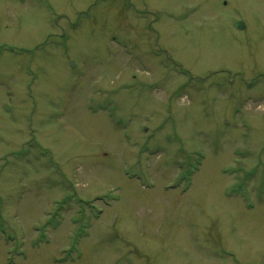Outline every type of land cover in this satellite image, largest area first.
<instances>
[{
    "label": "rangeland",
    "instance_id": "1",
    "mask_svg": "<svg viewBox=\"0 0 264 264\" xmlns=\"http://www.w3.org/2000/svg\"><path fill=\"white\" fill-rule=\"evenodd\" d=\"M0 264H264V0H0Z\"/></svg>",
    "mask_w": 264,
    "mask_h": 264
},
{
    "label": "water",
    "instance_id": "2",
    "mask_svg": "<svg viewBox=\"0 0 264 264\" xmlns=\"http://www.w3.org/2000/svg\"><path fill=\"white\" fill-rule=\"evenodd\" d=\"M242 25H238V27H241Z\"/></svg>",
    "mask_w": 264,
    "mask_h": 264
}]
</instances>
